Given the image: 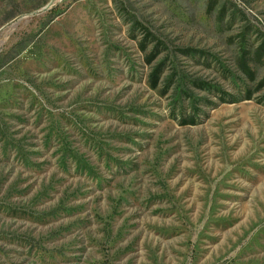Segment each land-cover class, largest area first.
I'll use <instances>...</instances> for the list:
<instances>
[{
  "label": "rangeland",
  "instance_id": "374dc122",
  "mask_svg": "<svg viewBox=\"0 0 264 264\" xmlns=\"http://www.w3.org/2000/svg\"><path fill=\"white\" fill-rule=\"evenodd\" d=\"M0 264H264V0H0Z\"/></svg>",
  "mask_w": 264,
  "mask_h": 264
},
{
  "label": "trees",
  "instance_id": "16d2710c",
  "mask_svg": "<svg viewBox=\"0 0 264 264\" xmlns=\"http://www.w3.org/2000/svg\"><path fill=\"white\" fill-rule=\"evenodd\" d=\"M154 55H152L151 57H150V59L148 60V62L150 63L153 59H154ZM158 78H159V74L157 73V74H155V75H153V86H155L156 84H157V82H158Z\"/></svg>",
  "mask_w": 264,
  "mask_h": 264
}]
</instances>
